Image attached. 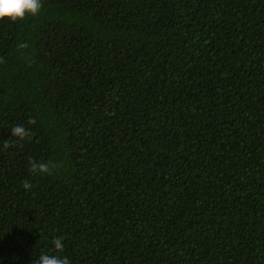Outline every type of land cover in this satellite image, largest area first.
I'll return each instance as SVG.
<instances>
[{
    "label": "trees",
    "instance_id": "trees-1",
    "mask_svg": "<svg viewBox=\"0 0 264 264\" xmlns=\"http://www.w3.org/2000/svg\"><path fill=\"white\" fill-rule=\"evenodd\" d=\"M41 3L0 20V264H264V0Z\"/></svg>",
    "mask_w": 264,
    "mask_h": 264
},
{
    "label": "clouds",
    "instance_id": "clouds-1",
    "mask_svg": "<svg viewBox=\"0 0 264 264\" xmlns=\"http://www.w3.org/2000/svg\"><path fill=\"white\" fill-rule=\"evenodd\" d=\"M42 8L41 0H0V20H8L13 23L25 19L26 16H36ZM21 48L27 45H20ZM3 61L0 60V63ZM29 124H35V120H29ZM13 139L2 141L3 148L9 149L14 147L18 141H31V134L23 125H14L11 129ZM29 171L34 175H50L56 167L51 162L38 161L36 159L29 160ZM22 186L26 190H30L32 185L25 180ZM53 252H42L38 258H33V264H71V261L61 255L64 252V237H55L52 239Z\"/></svg>",
    "mask_w": 264,
    "mask_h": 264
}]
</instances>
